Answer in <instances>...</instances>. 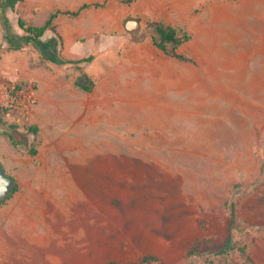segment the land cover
I'll use <instances>...</instances> for the list:
<instances>
[{"label": "rangeland", "instance_id": "374dc122", "mask_svg": "<svg viewBox=\"0 0 264 264\" xmlns=\"http://www.w3.org/2000/svg\"><path fill=\"white\" fill-rule=\"evenodd\" d=\"M235 1L246 17L199 76L157 58L151 91L150 58L145 71H120L93 91L87 106L68 89L56 102L52 85L69 83L47 77L29 116L2 113L38 152L0 131V156L15 161L6 169L18 182L0 202V264H141L147 255L157 264H264V0ZM53 9V0L17 6L25 18L42 11L38 26ZM146 32L140 26L134 38ZM91 38L73 54H92ZM113 43L109 36L97 47L109 50L100 65L119 54ZM25 125L39 128L37 141ZM230 234L234 250L223 253Z\"/></svg>", "mask_w": 264, "mask_h": 264}, {"label": "crops", "instance_id": "0c3cea01", "mask_svg": "<svg viewBox=\"0 0 264 264\" xmlns=\"http://www.w3.org/2000/svg\"><path fill=\"white\" fill-rule=\"evenodd\" d=\"M243 3L238 4L235 0H53L52 13L61 11L54 23L61 36L60 53L62 56L70 60H79L93 55L94 59L78 65L72 64L76 66L74 68L64 67L71 64L54 62L39 66L41 57L34 45L21 50H10L2 46L4 37L0 33V82H14L23 85L29 81L40 82L42 86L36 93L38 92L39 98L44 99L49 81L47 77H52L58 82L64 79L69 83L68 86L56 83L52 85L54 95L59 96L55 98L56 102L63 103L59 98L68 89L69 92L88 99L85 100L87 106V104L91 105L93 91H101L107 87L110 80L118 79L120 71L137 69L145 71L147 60L153 58V77L148 87L151 91H155L158 85L156 80L157 58H160L163 63L167 61L188 71L191 76H199L202 68L200 64L207 57H214L217 52L216 47L230 42L231 29H236L246 17V6ZM74 12L78 14H73ZM41 13L42 11L35 13L29 10L26 18L22 17L30 24L36 25L33 20L41 19ZM50 16L43 18V25ZM129 18L138 20L143 29L148 28L150 22L156 21L188 33L190 39L177 48V53L188 59L181 60L165 53L155 45L151 35H146L141 40L135 39L134 34L126 30V21ZM21 32L23 31L20 29L18 33ZM86 35L92 37L88 43L93 48V53L94 50L97 52V47L108 41L111 36L115 42L111 46H117V49H120L119 54L116 58L108 59L103 66L98 63L99 57L109 51L108 48L96 54L84 56L73 54L77 44L82 45L83 42H87L81 40ZM52 36L53 32L49 31L45 38ZM31 64L35 65L32 67ZM83 73L95 82L90 92L76 84L77 78ZM102 101H105V98ZM44 107L45 102L43 101L40 108ZM35 115L39 117V114ZM0 158L4 161L8 171L9 168H13L15 161L8 157L0 156Z\"/></svg>", "mask_w": 264, "mask_h": 264}, {"label": "trees", "instance_id": "16d2710c", "mask_svg": "<svg viewBox=\"0 0 264 264\" xmlns=\"http://www.w3.org/2000/svg\"><path fill=\"white\" fill-rule=\"evenodd\" d=\"M22 1L23 0H0V29L4 33L2 44L3 47H8L10 50H21L29 47L30 45H34L45 61L54 62L57 64L78 65L85 62H91L94 59L93 55L79 60H70L64 58L60 53L61 36L59 35L54 23L61 11L53 12L43 26L32 25L23 17H21L17 10V6ZM73 14H78V12H74ZM12 15L17 17L18 26L23 31L22 34L14 31ZM49 31L53 32V36L46 39L45 36ZM146 35H151L155 45L165 53L173 55L181 60L188 59L186 56L177 53V48L190 39V35L188 33L182 32V30H178L177 28L167 25L163 22L155 21L148 24L147 32L142 37L135 39L141 40ZM76 84L85 91L90 92L93 90L95 82L87 74L83 73L77 78ZM0 119L3 121L1 109ZM9 127L12 131L8 132L7 135L10 137L13 145L23 150H27L32 155H36L38 152L37 148L30 147L29 140L26 138V136L23 133L17 132L19 126L10 125ZM25 129L30 132L34 136V140L37 141L36 135L39 132V128L33 125H25ZM17 189L18 186L16 187L15 192ZM236 194L237 192L235 191L227 204L230 213L231 228H233L238 221L237 204L235 201ZM232 250H234V245L232 234H230L226 244L223 247V253H228ZM241 250L244 251V248ZM159 261L160 259L158 257L154 255H147L142 259L141 264H149L148 262L151 264H157ZM107 264L124 263L111 260Z\"/></svg>", "mask_w": 264, "mask_h": 264}, {"label": "built area", "instance_id": "2783aa9c", "mask_svg": "<svg viewBox=\"0 0 264 264\" xmlns=\"http://www.w3.org/2000/svg\"><path fill=\"white\" fill-rule=\"evenodd\" d=\"M36 89L14 82L0 83V109L9 115L29 116L36 104Z\"/></svg>", "mask_w": 264, "mask_h": 264}, {"label": "water", "instance_id": "95a60500", "mask_svg": "<svg viewBox=\"0 0 264 264\" xmlns=\"http://www.w3.org/2000/svg\"><path fill=\"white\" fill-rule=\"evenodd\" d=\"M139 27L140 24L138 20L134 18L127 19L126 30L129 33L135 34L137 28ZM0 131L8 133L12 130L5 127L2 123V120L0 119ZM17 185V179L7 172L4 163L0 160V201L9 198L15 192Z\"/></svg>", "mask_w": 264, "mask_h": 264}]
</instances>
